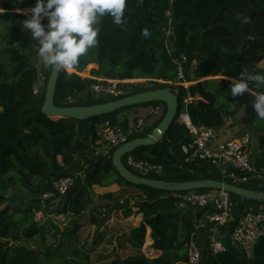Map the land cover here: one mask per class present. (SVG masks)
Wrapping results in <instances>:
<instances>
[{"label":"trees","instance_id":"obj_1","mask_svg":"<svg viewBox=\"0 0 264 264\" xmlns=\"http://www.w3.org/2000/svg\"><path fill=\"white\" fill-rule=\"evenodd\" d=\"M33 4L35 0L23 3L7 0L4 6L20 10ZM166 12H170L173 23V47L178 55L186 57L180 82L190 84L154 83L133 91L132 94L170 87L177 96L178 113L160 142L139 147L128 155L162 166V175L143 177L167 182L221 180L210 162L188 160L181 153L180 146L190 135L178 122V117L186 110L194 125L221 128L242 110L239 121L233 123L251 133L256 143L252 160L257 171L264 173V120L258 118L252 107L256 89L250 83L252 91L239 97L230 94L231 78L238 79L243 69L264 73V69L257 68L264 58V0H126L124 22L116 25L110 16L103 17L97 45L80 58L74 69L80 72L87 65L96 64L99 68L92 71L93 75L108 79L151 77L175 81L176 65L166 48L163 30L168 20ZM22 18L24 16L16 12H0V264H94L79 248L77 231L84 212H88L89 222L99 225L105 219L104 211L110 212L122 204L120 198L109 193L96 194L92 189L93 185L110 184L133 187L140 192L131 197L136 214L141 215L140 224L132 231V247L142 248L148 227L152 248L161 252L153 258L143 254L115 258L110 264H186L189 244L196 237L195 224L204 212L178 211L173 193L127 182L112 166L113 152L87 160L88 167L82 175L76 176L61 199L60 212L72 218L69 226L58 234L66 243L58 242L55 251L42 250L47 246L46 232L35 223L31 211L37 196L51 190V181L66 174L64 171L73 164L77 154L90 150L99 123L108 120L111 125L126 128V119L118 121L116 118L119 113L161 102L125 107L86 120L45 117L40 107L51 68L42 70L43 91L35 93L38 48L32 46L29 37L16 25ZM144 29L150 32L148 37L142 34ZM194 60L196 65L191 66ZM93 81L61 69L54 94L55 105H93L109 101L89 95L76 102L69 101L77 93L85 92ZM161 104L165 112V105ZM162 117L134 137L150 135ZM126 156L122 158L124 165ZM126 168L134 172L127 165ZM245 186L264 192V185ZM20 189L35 198L27 200V196L20 194L19 202L16 194ZM229 197L231 204L237 207L236 216L244 207L260 204L234 194ZM27 202L29 204H24ZM124 211L129 215L131 206ZM205 229L207 227L199 230L201 264H264V234L258 238L250 255L229 242L224 243V251L214 254Z\"/></svg>","mask_w":264,"mask_h":264},{"label":"built area","instance_id":"obj_2","mask_svg":"<svg viewBox=\"0 0 264 264\" xmlns=\"http://www.w3.org/2000/svg\"><path fill=\"white\" fill-rule=\"evenodd\" d=\"M4 4L3 0H0V9H3L0 12H9L10 9H7ZM166 16L168 20L163 30L166 39L170 40L173 37V23L170 12H166ZM168 52L176 65L178 79H182V66L186 62V57L183 54L178 55L173 50H168ZM194 65H196L195 60L191 62V66ZM76 74L80 76L78 73ZM146 81H150L149 86L158 83L157 80L149 78L95 79L83 93L86 96L89 95L100 100H112L132 94L134 90L140 87L138 83L133 85L135 82ZM161 82L166 83L163 80ZM180 85L186 86L185 83ZM34 92L38 93L36 89H34ZM163 115L164 106L157 103L147 106L143 115L139 114L136 121L128 124L126 128L121 125H111L108 120L101 122L95 130L89 158L109 156L116 148L134 139V136L146 127L148 119L155 118L158 120ZM178 122L183 125L190 135V139L180 146V151L186 159L210 162L218 170L223 181L241 186L264 185V173L257 171L252 160L251 145L253 137L250 132L243 131L240 136L228 139L214 147L212 146V140L217 137L219 128L194 125L186 110L179 114ZM125 163L131 170L143 176L148 174L160 176L163 173L162 166L152 164L146 160L136 159L132 155L127 154ZM75 178L72 174L58 176L51 181L50 191L37 196L36 203L31 207V211L33 220L39 227L44 228L52 220L65 225L69 223L67 213L50 212L45 203L47 200L63 197L73 185ZM173 194L176 198V209L178 211L187 212L194 209L204 212L203 217L195 224V232L199 231L200 228L207 227L208 244L214 254L225 249L224 237L220 234V227L227 228L230 245L243 250L248 255L251 254L258 238L264 234V210L249 209L236 216L232 213L229 194L222 190H191ZM201 261L202 249L195 240L191 239L186 264H201Z\"/></svg>","mask_w":264,"mask_h":264},{"label":"clouds","instance_id":"obj_3","mask_svg":"<svg viewBox=\"0 0 264 264\" xmlns=\"http://www.w3.org/2000/svg\"><path fill=\"white\" fill-rule=\"evenodd\" d=\"M125 8L126 0H35L22 28L38 41V56L44 66L54 71L72 69L97 45L102 18L110 16L114 24L121 25ZM42 18L47 19L46 25ZM142 34L148 37L150 32L144 29ZM250 83L256 89L252 107L264 120V73L243 69L238 79L231 78L230 94L239 97L252 91Z\"/></svg>","mask_w":264,"mask_h":264},{"label":"crops","instance_id":"obj_4","mask_svg":"<svg viewBox=\"0 0 264 264\" xmlns=\"http://www.w3.org/2000/svg\"><path fill=\"white\" fill-rule=\"evenodd\" d=\"M6 2L7 0H3V3H6ZM30 8L31 7H26L20 10L10 9L9 12H16L19 14L22 13L25 15V17L29 18ZM16 25L20 27V29L29 37L32 46L34 48H37V46H39L38 41L32 38L29 30H25L22 28V25L20 24V20L16 21ZM36 66L38 69V78H37V82L35 84L34 89H36L38 93H41L43 89V85H42L43 71L42 70L45 66L40 61L39 56H37L36 58ZM75 96L70 97L69 101L73 102L72 101L73 98H79L80 100L85 97V95L82 97H75ZM146 107L147 106L134 107L133 109L122 112L124 113L122 116L118 114L116 118L118 121H121L123 119H131L132 115L134 116L136 114L143 115ZM128 111H129V115L127 116L126 112ZM239 119L240 117L236 116L234 120L228 121L229 123L227 122L225 126L219 128L217 137L214 140H212V146L215 147L217 146V144H220L228 139L240 136L241 133L243 132V129H241L239 125H236L233 123L234 121L238 122ZM147 122H146L147 127L152 126L153 123L147 125ZM252 141H253V147H252L251 153H252V159H253L254 153L256 151V143H255V140H252ZM89 155H90V150L88 152H84V153L82 152V153L77 154L74 157L73 164L69 168H67L64 172L66 174H71V172L78 171L81 166L83 169L88 167L89 162L87 160L90 159ZM58 161L60 162V157H58ZM64 172H62V174ZM255 186H259V185H255ZM92 189L94 193L96 194H106V193L112 194L113 197L120 198L121 203H123L124 199L127 198L128 205L131 206V213L127 215L126 213L127 211H124V209L119 210L118 207L112 209L110 212H105L104 211L105 209H103L105 219L99 225L93 224L88 221V218L84 219L85 217H82L79 222L81 226L79 230L77 231V237L80 243L79 245L80 248L87 249L89 251L88 254L90 255L92 259H95L97 261V264H110L111 261L114 260L116 257H119L120 259H125V258L139 255V254L144 255L145 252L149 254V256L144 255L146 257L153 258V257H157L158 255H160L161 252L159 250L153 249L151 246L152 239L150 238V235H149L150 229L148 227H146V236H145L142 248L138 250L132 247V242L134 239L132 231L141 222V215L136 214V208L132 206L134 203V200L131 199V197H136L140 195V192L137 189L133 187H128V186H120L117 184H110L106 186L93 185ZM61 199L62 197L47 200L45 203L46 208L49 209V211L51 212H59L61 209ZM248 208L253 209V210H264V204L262 205V203L260 204L257 203L249 207H244L242 211L249 210ZM236 209L237 207L235 205H232V213H234V215H235ZM86 213L88 212L86 211ZM107 213H109L108 217H107ZM83 216H85V213H83ZM71 219L72 218L69 215V222ZM51 222L58 223L57 221H53V220ZM220 228H221L220 234L222 235V237H224L223 242L224 243L229 242V238L227 236V228H224V227H220ZM199 233L200 231H196V235H195L196 237H193L192 239L195 240V242L198 244L199 247H201V244H200L201 239H200ZM204 233L205 234L207 233L206 229L204 230ZM95 237H96V242H94ZM47 242H49L48 239H47ZM92 242H94V244H92ZM120 242L124 243L122 247L123 250H120L118 248Z\"/></svg>","mask_w":264,"mask_h":264},{"label":"water","instance_id":"obj_5","mask_svg":"<svg viewBox=\"0 0 264 264\" xmlns=\"http://www.w3.org/2000/svg\"><path fill=\"white\" fill-rule=\"evenodd\" d=\"M19 3L29 0H15ZM61 69L50 70L44 92V100L40 107L41 113L47 118H73L76 120H86L91 117L103 116L114 113L125 107H132L151 102H161L165 105V112L158 123L152 130L151 134L146 137H137L122 144L116 148L111 156L113 168L121 178L133 185H143L154 189L176 193L191 190H222L228 194L238 195L247 200H255L264 204V192L250 189L246 186L235 185L220 179H202L183 182H167L160 179L147 178L139 176L128 170L122 158L124 155L133 152L139 147L154 146L165 136L170 126L174 123L178 113V100L176 94L170 87L146 90L130 94L121 98L112 99L106 102L93 105H64L57 106L54 103V94L57 80ZM128 206V199L125 198L123 203L118 207L123 210ZM109 213H107V217ZM119 258V257H116Z\"/></svg>","mask_w":264,"mask_h":264},{"label":"rangeland","instance_id":"obj_6","mask_svg":"<svg viewBox=\"0 0 264 264\" xmlns=\"http://www.w3.org/2000/svg\"><path fill=\"white\" fill-rule=\"evenodd\" d=\"M35 4H33V5H31V6H28V7H33ZM5 7H6V5H5ZM22 16H24V19H20V24L22 25V21H24L25 19H28L27 17H25V15L24 14H22V13H20ZM41 22L43 23V24H47V19H44V18H42V20H41ZM165 45H166V48L168 49V50H173V51H175V49H174V47H173V41H172V39H166V43H165ZM48 67H44L43 68V70H46ZM99 68V66L98 65H96V64H89V65H87L86 67H85V69L84 70H82V71H80V72H77L74 68H72V69H65L68 73H78L82 78L84 77V78H90V79H96V80H100V79H108V78H104V77H102V76H97V75H93V73H92V71H95V70H97ZM257 68H260V69H264V58L257 64ZM42 76H43V83H42V85L44 86V80H45V76H44V72H43V74H42ZM146 78H149V79H152V80H157L158 81V83H160V84H170V85H172V86H177V85H180V84H184L185 82H180L181 80L180 79H178L179 78V75L177 74V77H176V79H175V81H166V83H162L161 82V80L162 79H155V78H151V77H146ZM136 79H139V78H136ZM163 81H165V80H163ZM183 81V80H182ZM130 82H132V81H130ZM136 83H138V86H140L139 87V89L140 88H143L142 86H148V87H150L149 85L151 84L150 83V81H146V82H135L133 85H135ZM190 83H185V85L186 86H188ZM137 86V87H138ZM42 91H43V89H42ZM42 93V92H41ZM82 96H84V93L83 92H79V93H77L76 94V96L75 97H82ZM86 96V95H85ZM73 102H76V101H79V98H73V100H72ZM149 106V105H148ZM133 112V111H132ZM122 113V112H121ZM119 113L121 116L124 114V113ZM243 114V112H242V110L241 111H239L238 112V114L236 115L237 117H241V115ZM126 115L128 116L129 115V111L128 112H126ZM139 114H136L135 116L134 115H132V118L131 119H126V121L128 122V124H130V123H134L135 121H136V119H137V116H138ZM151 120H147L148 122H147V125L148 124H152V123H154L155 121H156V119H154V118H150ZM100 124V123H99ZM98 124V125H99ZM253 140H254V138H253ZM252 147H253V141H252ZM251 150H252V148H251ZM81 168V169H80ZM79 168V170L78 171H74V172H71V174L72 175H74L75 177L77 176V174H79V175H82V173H83V168H82V166ZM134 172H136V171H134ZM141 176H143V175H141ZM145 176V175H144ZM19 194H16V197H18V201L19 202H21V198H19V197H21V195L23 196V197H25V196H27L26 198H27V200L30 198V199H34L35 197H33L34 195H31V194H26V192H25V189H20V191L18 192ZM21 194V195H20ZM18 201H16V203L18 204ZM23 203V202H22ZM97 203V201H95V202H93V205L95 206V204ZM24 204H29V202H27V203H24ZM263 205V204H262ZM51 212V211H50ZM85 213V218L84 219H87L88 218V216H87V213L86 212H84ZM69 224H70V222L68 223V224H63V223H54V222H49L48 223V225H46L45 227H44V230H45V232H46V236H47V239L49 240V242H47V246L46 247H44V249H42L44 252L46 251V250H50V251H55V249H56V247H57V244H58V242H60V243H66V240L64 239V238H60L59 237V232L62 230V229H64V228H66V227H68L69 226ZM61 225V226H60ZM65 226V227H64ZM60 238V239H59ZM77 241H78V246L80 245V243H79V240H78V237H77ZM94 242H96V237L94 238ZM94 242H92V244H94ZM123 245H124V243H122V242H120L119 243V246H118V248L120 249V250H123ZM79 248H80V246H79ZM82 251H84V252H86L87 254H88V250L87 249H82V248H80ZM87 250V251H86ZM144 255H146V256H149V254L148 253H144ZM88 256H89V258H90V260L94 263V264H97V261L95 260V259H92L91 257H90V255L88 254Z\"/></svg>","mask_w":264,"mask_h":264}]
</instances>
